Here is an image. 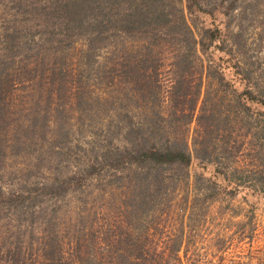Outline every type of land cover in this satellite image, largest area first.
<instances>
[{
	"label": "rangeland",
	"instance_id": "1",
	"mask_svg": "<svg viewBox=\"0 0 264 264\" xmlns=\"http://www.w3.org/2000/svg\"><path fill=\"white\" fill-rule=\"evenodd\" d=\"M23 1L46 2L0 0V31L11 23L21 26L27 23L24 19L14 22L13 18L20 13L16 4L21 10ZM164 3L173 13L181 10L196 44L180 33L176 14L172 16L175 26L168 34L114 33L105 40L106 45L97 49L94 59L86 61L82 59L85 37L77 36L69 44L61 42L59 60L56 57V63L73 76L75 88L70 92L75 90L74 96H69L67 90L65 95L48 99L44 89L37 88L35 83L33 90L26 87L15 91L16 97L12 98L3 121L10 124L6 136L0 130L3 191L33 189L55 175L65 176L81 169L88 156L104 143L107 127L111 135L109 144L118 149L135 139L136 132L127 137L123 133L125 126L131 125L141 127L143 133L158 127L164 138L185 137L191 151L193 119L184 123L183 118L165 112L174 77L169 62L172 54L185 46H193L189 50L194 51L190 55L189 69L193 73L190 84L201 73L200 92L207 89L212 93L217 115L233 107L243 116L248 115L243 107L250 112L264 109L242 96L246 86L253 90L264 87V0H164ZM41 18L29 21L41 24ZM39 35L33 32L29 40L28 37L20 40L23 50L16 49V58L32 56L36 52L34 45L40 46ZM55 46L58 45L53 42L43 43L39 57L53 60ZM235 63L246 71H236ZM205 72L209 74L208 80ZM218 72L224 76L223 81L216 79ZM155 136L159 134L152 135ZM212 168L209 163L192 159L186 175L169 178L167 195L156 201L159 205L153 212L150 203L139 211V226L161 233L168 230L171 222L173 232L186 240L176 264H264V197L248 196L245 201L241 194L228 196L212 185V181H218ZM82 184V196L75 193L79 190L74 187L76 191L68 190L55 201L46 199L40 203L55 209L54 227H69L79 205L77 199L82 197L85 211L96 210V220L103 215L108 223L120 216L123 202L118 189L107 188L99 197L91 177ZM166 202L169 204L166 207L160 205ZM38 204L23 201L11 205L16 212L0 207V264H5L7 250L15 249H20L22 260L17 258L20 264H36V239L34 229L30 228L37 222ZM89 219H83L82 227L87 226ZM215 238L222 240L218 244H224L220 251L212 247ZM87 249L93 252L90 246Z\"/></svg>",
	"mask_w": 264,
	"mask_h": 264
},
{
	"label": "trees",
	"instance_id": "2",
	"mask_svg": "<svg viewBox=\"0 0 264 264\" xmlns=\"http://www.w3.org/2000/svg\"><path fill=\"white\" fill-rule=\"evenodd\" d=\"M18 6L17 3L16 9L20 13L14 14V22L24 19L27 23L23 22L22 26L11 23L0 31V130L3 129L4 136L10 124H3V121L18 89L28 87L33 90L35 83L37 88L44 89L48 99L65 95L67 90L69 96L75 95L74 89L70 92L75 88L72 74L56 63V57L59 60L61 55L59 45L63 41L69 44L72 38L85 37L82 59L86 61L94 59L97 49L106 45L105 40L114 33L168 34L175 26L172 16L176 14L180 33L186 35L192 44L197 43L181 10L171 12L164 0H46L41 4L23 1L21 10ZM40 16L43 17L41 24H36V20L29 21ZM33 32L41 34L40 46L34 45L36 52L32 56L16 58V49L23 50L20 40L25 41V37L29 40ZM46 42L58 45L52 52L51 61L39 57ZM190 48L185 46L171 56L169 66L174 77L167 95L170 104L165 107V112L183 118L184 123L193 119L191 151L185 137L164 138L158 127H151L150 131L143 133L141 127L131 125L125 126L123 133L127 137L136 132L135 139L127 140L128 144L118 149L109 144L111 135L107 127L104 143L76 172L55 175L33 189L5 192L0 188L2 209L11 210V205L23 201L39 203L35 211L37 222L30 228L34 229L36 239V264H176L180 261L178 252L186 240L173 232L171 222L168 230L161 233L140 227L139 211L149 207L150 203L153 212L159 205L156 201L167 195L165 187L170 183L169 178L180 179L186 175L192 159L213 166L218 181L211 183L228 196L241 194L245 201L248 196L264 197V109L250 112L242 104L248 115H240L236 107L217 115L212 93L207 89L200 92L201 73L196 76L194 84H190L193 76L189 69L190 55H194ZM233 67L236 71L241 70L236 63ZM204 76L209 79L208 72ZM216 79L223 81L224 76L218 72ZM242 93L243 99L264 107V87L253 90L246 86ZM27 126L30 127L23 125L24 128ZM156 132L159 136L152 137ZM87 177L94 181L95 193L99 197L111 187L121 192L120 216L107 223L102 215V221L98 218L97 221L96 210L90 211L89 208L85 211L82 197L77 199L79 205L69 227H54L55 209L40 203L46 199L55 201L68 190L76 191L74 187L79 190L75 193L82 196V182ZM166 204L169 205L168 202L160 205L166 207ZM15 209L11 211L16 212ZM84 216L90 217L86 227L81 224ZM218 243H222L219 238L212 242L216 251L224 247ZM88 246L93 249L92 253L88 252ZM19 254L20 249L7 250L5 264L22 263L17 261V258L21 259Z\"/></svg>",
	"mask_w": 264,
	"mask_h": 264
}]
</instances>
